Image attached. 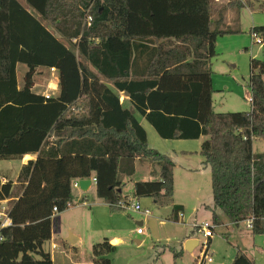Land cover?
<instances>
[{
	"label": "trees",
	"instance_id": "trees-1",
	"mask_svg": "<svg viewBox=\"0 0 264 264\" xmlns=\"http://www.w3.org/2000/svg\"><path fill=\"white\" fill-rule=\"evenodd\" d=\"M24 1L27 7L0 0V161L36 159L22 166L15 183H2L0 175V202L9 200L12 221L0 232V264H53L43 247L54 218L73 204L74 182L94 176L97 197L120 212L129 206L123 190L138 161L157 164L159 178L134 183V198L171 206V220L179 222L175 163L150 147L142 119L163 140L207 138L200 155L211 172L212 222L222 225L219 212L234 225L251 220L252 234H264V153H253L254 140L264 139V46L263 60L251 61L248 113L214 111L211 70L218 39L238 33L224 29L225 14L253 9L256 0L220 8L214 0ZM89 10L91 26L84 22ZM252 32L263 36L264 27ZM19 64L28 68L22 87ZM51 69L59 93L47 99L34 92L35 76ZM115 250L106 239L90 259L111 264ZM172 253L177 262L184 251ZM233 264L255 263L238 251Z\"/></svg>",
	"mask_w": 264,
	"mask_h": 264
},
{
	"label": "rangeland",
	"instance_id": "rangeland-1",
	"mask_svg": "<svg viewBox=\"0 0 264 264\" xmlns=\"http://www.w3.org/2000/svg\"><path fill=\"white\" fill-rule=\"evenodd\" d=\"M19 2L27 7L24 0ZM264 0H256L253 2V9L245 5L241 11L229 10L225 14V27L237 34H231L220 37L217 41L218 57L212 61L214 66L222 68V72L216 74L215 86L221 93L214 95V109L217 113H244L251 111V104L249 98L251 95L250 78H251V61L257 59L260 46L255 45L250 35L252 28L264 27V10L261 5ZM226 3L215 2L214 7L220 8ZM217 17V16H216ZM46 26L49 28L48 24ZM51 29V28H50ZM56 34V32L51 29ZM68 47H70L67 44ZM80 61L86 63L79 54H77ZM257 56V57H256ZM89 69L96 74L104 83H107L101 75L88 64ZM28 72L27 66L19 64L17 67V78L19 86L24 85L25 75ZM57 79L52 76L49 71L40 70L35 76L36 90L35 93L47 94L52 97L58 95ZM120 101L126 104L124 95H121ZM225 104V110H220V105ZM151 148L157 150L156 148ZM158 151V150H157ZM253 153H264V139H257L253 142ZM172 159L173 162L179 165L176 171V186L178 192V200L189 205V215L182 221L174 222L171 220L172 207H158L155 205L153 199H135L133 195L134 183L141 181L145 174L142 173V168H147L148 165L156 170L154 171L153 179L159 178V166L149 161H138V173L132 181L127 183L123 190V196L129 198V206H124L120 212H111L110 208L102 201L100 205H92L96 200V195L90 194L88 207L85 213L81 214L82 229L80 233L84 236V247L81 248L79 258L80 263L86 261V252L90 257L91 249L89 244L94 245L103 243L105 239H121L116 247V250L109 256L111 264H195L197 261L196 254L184 253L183 257L175 262L172 249L181 251L182 242L186 236L189 237L192 228L191 224L194 222L204 223L212 222V214L207 211L199 212L197 217H193L195 210L193 208L197 205V192L183 191V187H189L186 183L188 179L195 178L194 186L201 189V196L204 201L213 199L211 185H205L199 175L192 174V177L185 175L182 167L187 162L194 164L196 159L190 157H180ZM195 158V156H193ZM22 157L20 155L11 157L0 161V175L6 179L2 183L8 181L15 183L19 174ZM27 161V160H26ZM142 166V167H141ZM176 169V167H175ZM145 170V169H144ZM175 175V171H174ZM147 176V175H146ZM175 177V176H174ZM175 180V178H174ZM207 181V180H206ZM197 188V189H198ZM203 189V190H202ZM180 190L182 191L180 193ZM175 200V195H174ZM83 204V203H81ZM139 204L143 210H150L152 215L148 218L141 213L136 212L132 206ZM191 216V218H189ZM223 224L216 226L215 237L211 242V251L213 253L214 264H233L234 258L238 251L248 255L255 264H264V234L254 236L251 230L248 229L246 223H239L234 225L230 223L225 215L221 213ZM142 222V225L138 223ZM55 227V232H57ZM142 230V236L138 235V231ZM195 238L199 239L201 243L205 241L201 234H196ZM141 242L138 245L137 242ZM61 241L58 240V243ZM62 246V245H61ZM198 249V247H197ZM47 253L55 256L57 264H69L72 255L66 254L65 251L57 252L54 255L52 250V243L48 242L44 246ZM68 253V252H67ZM88 260V259H87ZM74 264V263H72Z\"/></svg>",
	"mask_w": 264,
	"mask_h": 264
},
{
	"label": "crops",
	"instance_id": "crops-1",
	"mask_svg": "<svg viewBox=\"0 0 264 264\" xmlns=\"http://www.w3.org/2000/svg\"><path fill=\"white\" fill-rule=\"evenodd\" d=\"M29 11L32 15L39 18V16L32 9H29ZM50 28L53 29L52 27H49L48 29L50 31H51ZM56 36H57V38L60 39L59 35L56 34ZM257 56H256L257 59L263 60V48H260ZM211 70L213 72V87L215 90V94L221 93V91H219V89L215 86V83H216V74H218V72H222V68L218 67V66H214L213 64H211ZM54 77L57 79L56 80L57 86H59L58 76H54ZM36 87L37 86H35L34 92L36 90ZM58 93H59V89H58ZM40 94H42V93H40ZM121 95H124V94H121ZM251 96H252V94L250 95V97ZM124 97H125V101L128 102L129 101L128 97H126L125 95H124ZM213 106H214V96H213ZM224 106H225V104L222 103L220 105V108H221L220 110H225ZM214 111H215V109H214ZM141 124L147 132V137H148V142H149L150 147L152 146V147L156 148L160 153L169 156L171 159L179 158L178 156L185 157V158L190 157L191 159H196V162H194V164L189 163V162L184 164V166L182 167L183 173L185 175H188L189 177H192V175L190 173L199 175L200 178H202V180L204 181L205 185H206V183L211 185L210 169L203 165L204 158L200 155L202 144L204 143V141L207 138L202 137L201 139L195 140V141H184V140L168 141V140H163L158 136L157 132L154 130V128L146 120L142 119ZM193 156H195V158ZM35 159H36V156H34V155H27L24 158L22 157L20 170H21L23 165L28 163V161L35 160ZM137 163H136V174L138 173V171H137L138 170V164ZM146 165H148V166H147V168L144 167L145 170L142 168V173L145 175L142 176L143 179L141 181L147 182V181L156 180V179H153L154 171H156V170H154L150 166V164H146ZM176 165L177 166H176L175 175H174L175 176L174 177L175 178L174 205L175 206H181L183 208V211H182V214L184 215V218L182 219V221H183L185 219V217L187 215H189L188 212H189L190 208H189V205H187L185 202L182 201V199L178 200V192H177V186H176V171L178 168L180 169V167L177 163H176ZM20 170H19V172H20ZM16 178H18V175L16 176ZM92 179H94V176L90 180L92 181ZM2 180L6 181V179H4L3 177H2ZM194 180H195V178L192 177V180L188 179V181L186 183L193 186ZM191 186L189 187V189L184 186L183 191L193 192V193L197 192V197L195 199L197 202V205H195V207L193 208V210H195L196 213H194V215H192V218L197 217L196 214H198L200 211L204 212V213L209 211L213 215V213H212V210H214L213 199H211V200L209 199L208 201H204V199H202V197H200L201 196V189L198 188V186H194V187H191ZM211 189H212V187H211ZM181 192L182 191L180 190V193ZM91 193L96 195V197H97L96 183L92 182L91 186L86 191L81 190L80 187L79 188H73V194H72L73 204H72L71 208L68 211H66L65 213L57 215L53 220L52 239L49 242L52 243V250L54 251V255H56L57 252H59V251H60L59 253H61V251H65L66 254H70V253L72 254V255H70L71 261L69 262V264H72V263L81 264L79 254H80L81 248L84 247L83 245H84L85 238L80 233V230L82 229V220H81V217L79 215H80V213L81 214L85 213V210L82 211V209H85L88 207V204L90 201L89 197H90ZM99 201H102V200H100L97 197L95 202L92 205L93 206L94 205H100ZM2 202L7 203V205H8L9 200H5ZM81 203H83V204H81ZM79 211H82V212L79 213ZM217 213H218L220 220L222 221L221 213L220 214H219V212H217ZM189 218H191V216ZM138 224L142 225V222H140ZM222 224H223V221H222ZM55 227H57L56 228L57 232H55V230H54ZM138 235L142 236V234H138ZM69 239H71L74 243L71 244L69 242ZM58 240H60L61 242L58 243ZM107 240H109V239H107ZM188 240H197V238H195V237L189 238L188 236H186L184 238L181 248L185 254L188 253L187 251H185V248H184L185 243ZM109 242L112 246H114V245L118 246L119 244H121L120 242H123V240L113 239V240H109ZM137 243H138V245L141 244V242H139V241ZM93 246H94V244H92V243L89 244L88 248L91 249V252H92ZM196 252L198 253L197 248L192 253H188V254H196ZM49 254L52 257L53 264H57V260L55 259V256H52L51 253H49ZM197 256H198V254H197ZM246 256L250 259V257L248 255H246ZM90 258H91V254L89 257V255L86 252V261L83 263L94 264Z\"/></svg>",
	"mask_w": 264,
	"mask_h": 264
},
{
	"label": "built area",
	"instance_id": "built-area-1",
	"mask_svg": "<svg viewBox=\"0 0 264 264\" xmlns=\"http://www.w3.org/2000/svg\"><path fill=\"white\" fill-rule=\"evenodd\" d=\"M240 1L242 4H246L247 0H238ZM214 2H221V3H226L229 4L230 2H232V0H214ZM85 24L87 26H91L92 22H93V16L90 14V10L87 11V16L85 17ZM251 38L253 40V43L255 45L260 46L261 48H263L264 46V35L261 36L256 32H252L251 34ZM50 73L52 74V76H57V71L56 69H51ZM38 95H43L45 96L47 99L51 98L52 96L47 95V94H40L38 92ZM250 104H252V96L251 98L248 99ZM79 181L81 180H77L74 182L73 184V188H79ZM93 183H96V179H92ZM124 204L121 205V208L124 209ZM132 208L136 211L141 213L144 217L148 218L152 215V212L150 210H143L141 208V206L139 204H134L132 206ZM9 212V208L7 203L5 202H0V232L8 227L12 226V221L9 218L8 215ZM58 211L57 209H54V213L56 214ZM179 218L182 220L184 218V215L181 213L179 214ZM248 229L252 230L253 228V222L250 220L248 222H246ZM192 230H196L197 234H201L205 241L203 243H201V241L199 239H197L199 241V245H198V256H197V261L195 264H213L214 263V259H213V253L211 251V245H210V241H212L215 237V229H216V225L213 222H204V223H198V222H194L191 225ZM138 234H143L142 230L138 231ZM2 237L0 236V241H2Z\"/></svg>",
	"mask_w": 264,
	"mask_h": 264
},
{
	"label": "water",
	"instance_id": "water-1",
	"mask_svg": "<svg viewBox=\"0 0 264 264\" xmlns=\"http://www.w3.org/2000/svg\"><path fill=\"white\" fill-rule=\"evenodd\" d=\"M92 184V181L90 179L87 180H81L79 181V187L81 188V190L86 191ZM69 242L71 244H73L74 242L69 239ZM199 245V241L198 240H188L185 243V251H187L188 253H192Z\"/></svg>",
	"mask_w": 264,
	"mask_h": 264
}]
</instances>
